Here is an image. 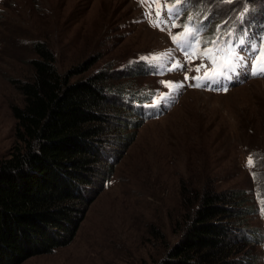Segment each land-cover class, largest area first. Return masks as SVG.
Here are the masks:
<instances>
[{"label":"rangeland","instance_id":"1","mask_svg":"<svg viewBox=\"0 0 264 264\" xmlns=\"http://www.w3.org/2000/svg\"><path fill=\"white\" fill-rule=\"evenodd\" d=\"M172 2L0 0V160L14 143L11 107L23 104L14 82L33 77L35 42L48 43L61 72L97 59L74 79L102 72L108 86L124 91L109 94L112 120L125 123L109 128L111 141L94 168L100 176L86 192L90 204L75 238L22 264H159L180 237L179 225L195 203L189 200L203 188L240 193L247 228L262 235L252 248L256 264H264V75L246 68L258 57L264 61L254 48L264 34L237 49L243 58L234 68L220 69L226 52L208 53L214 65L198 53L204 47L186 53L179 46L185 25L182 12L178 20L167 14ZM246 2L255 5L253 17L264 13V2L253 0H202L194 10L212 9L215 18L226 12L219 4L229 3L237 16ZM253 28H247L251 37Z\"/></svg>","mask_w":264,"mask_h":264},{"label":"trees","instance_id":"2","mask_svg":"<svg viewBox=\"0 0 264 264\" xmlns=\"http://www.w3.org/2000/svg\"><path fill=\"white\" fill-rule=\"evenodd\" d=\"M165 1H173L172 12H182L183 25L192 12L193 22L211 28L208 37L204 31L200 35L199 46L204 48H225L229 31L235 43L236 34L249 25L257 36L264 34V13L253 17V3H243L249 10L244 18H251L241 25L238 17L244 10L233 16L229 3H220L227 6L226 12L214 18L212 9L194 10L196 6L187 7L185 0ZM34 51L38 57L30 61L33 77L14 82L23 104L11 107L14 143L0 160V264H22L72 242L90 204L86 192L95 189L100 176L94 168L107 153L109 128L122 129L125 123L119 117L112 120L109 94L121 97L124 91L108 86L106 73L74 79L89 72L97 59L61 72L46 41L35 42ZM194 198L183 227L179 225L180 237L159 264H256L252 248L261 244L262 235L247 228L246 201L240 193L203 188Z\"/></svg>","mask_w":264,"mask_h":264},{"label":"snow or ice","instance_id":"3","mask_svg":"<svg viewBox=\"0 0 264 264\" xmlns=\"http://www.w3.org/2000/svg\"><path fill=\"white\" fill-rule=\"evenodd\" d=\"M201 2L202 0H185L186 4H192L193 6H198ZM170 14L174 18H177V19L180 16L179 11H176ZM246 14H249V10L245 6L244 12L240 13L238 17L241 25H243L244 23V16ZM187 19H188V23H186L184 27V34L186 38L179 45L186 53L199 46L200 35L205 30V27H206V25H203L202 22L199 20L193 22L191 17H188ZM189 25H191V27H189ZM247 31L248 29L243 28V27L240 29V32L237 33L235 36L234 45L231 43V40L233 39L232 33L231 31L228 32L229 43L226 45V49H227L226 56L228 60L229 70H231V68H234L235 63L243 58L242 54L237 52V49L241 48V46L245 44L250 45V41H247L245 39V34L247 33ZM172 39L175 41V40H179L180 38L174 36L172 37ZM212 43L213 45H215L216 41L213 40ZM262 44H264V40H262ZM211 51L212 49L209 48L205 53H203V55H207L209 60L215 65V60L213 59V57L211 55H208V53ZM257 51L260 53V55H264V47L257 49ZM154 59H157V58H154ZM197 71H199V69H197ZM252 75H264V61H261L259 57L257 58L256 63L253 64ZM206 79H209L211 82H218L215 80L214 76L210 77L208 76L207 73H206ZM196 86H200V85H196ZM224 90L226 91L227 89H224Z\"/></svg>","mask_w":264,"mask_h":264}]
</instances>
